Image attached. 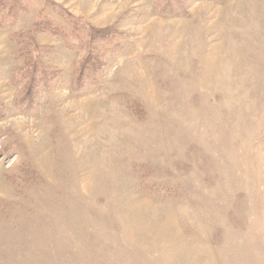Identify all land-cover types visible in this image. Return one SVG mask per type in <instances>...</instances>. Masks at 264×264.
<instances>
[{"label":"rangeland","instance_id":"374dc122","mask_svg":"<svg viewBox=\"0 0 264 264\" xmlns=\"http://www.w3.org/2000/svg\"><path fill=\"white\" fill-rule=\"evenodd\" d=\"M0 264H264V0H0Z\"/></svg>","mask_w":264,"mask_h":264},{"label":"trees","instance_id":"16d2710c","mask_svg":"<svg viewBox=\"0 0 264 264\" xmlns=\"http://www.w3.org/2000/svg\"><path fill=\"white\" fill-rule=\"evenodd\" d=\"M41 23V25H42V22H40ZM92 28H94V27H92ZM98 32H103V30H97Z\"/></svg>","mask_w":264,"mask_h":264}]
</instances>
